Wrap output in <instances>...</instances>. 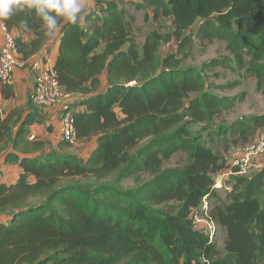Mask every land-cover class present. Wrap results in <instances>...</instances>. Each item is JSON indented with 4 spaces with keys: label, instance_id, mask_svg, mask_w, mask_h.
Returning a JSON list of instances; mask_svg holds the SVG:
<instances>
[{
    "label": "trees",
    "instance_id": "1",
    "mask_svg": "<svg viewBox=\"0 0 264 264\" xmlns=\"http://www.w3.org/2000/svg\"><path fill=\"white\" fill-rule=\"evenodd\" d=\"M137 8L171 21L177 54L162 55L171 36L157 32L141 54L131 39L134 19L104 0L52 37L34 13L0 22L16 36L25 67L57 38L59 102L75 100L61 107L58 122L70 114L76 130L75 143L61 137L58 148L46 147L32 130L44 125L46 108L32 92L27 111L0 113V160L19 170L0 183V264H264V164L231 178L226 198L209 212L225 231L223 253L194 224L204 199L219 198L215 177L227 168L189 128L213 123L242 98L213 93L223 89L211 82L213 72L231 69L230 59L183 66L194 40L222 42L264 91V0H142ZM21 19L31 31L19 27ZM15 95L0 83V99ZM263 128L264 114L236 121L229 135L247 143ZM91 139L85 159L68 152ZM178 154L186 165L164 169ZM144 174L152 179L141 182ZM128 181L136 187L125 189Z\"/></svg>",
    "mask_w": 264,
    "mask_h": 264
},
{
    "label": "rangeland",
    "instance_id": "2",
    "mask_svg": "<svg viewBox=\"0 0 264 264\" xmlns=\"http://www.w3.org/2000/svg\"><path fill=\"white\" fill-rule=\"evenodd\" d=\"M105 2H113L125 8L130 16L134 19L132 24V40L137 44L140 53H143V45L146 38L153 32H157L162 37L172 35V23L166 18H155V14L152 9H138L137 6L142 4V0H104ZM86 11H92L95 9L96 0H85ZM178 43L173 36L170 38V42L164 44L161 53L163 56L168 54H177ZM187 59L184 61L183 66H191L194 68H200L202 64L213 59L228 58L231 60V69H216L213 74L217 77H212L211 82L216 86L223 89H214L213 93L227 98H242V100L230 111L224 113L218 119L211 124L192 125L189 130L195 140L200 142L206 147L209 146L224 160L225 168H229L230 164L239 156L244 154L246 150L254 145L257 140L264 136V128L258 131L253 137H251L247 143H245L239 137L232 138L229 135V127L238 120L243 118H249L257 115L264 114V91L258 90V81L255 77L251 76L244 70H239L232 60L230 54L226 51V45L222 42H213L212 44L200 43L196 40L186 50ZM29 72V68H21L17 70V77H21V73ZM34 83V81H33ZM33 84L31 80L22 79L18 83L15 98L7 102H1L0 113L3 117L11 113V110L16 109L18 112L27 111L26 98L32 91ZM75 100L67 98L57 103V106L72 105ZM5 113V116H4ZM59 113V110L55 112V116ZM47 114V113H46ZM50 121L44 122L45 124ZM44 124V125H45ZM40 128V127H38ZM46 128V125L42 127ZM38 131V130H37ZM41 136H37V139L44 142V145L48 148H58L59 142L55 138L51 137L54 130L44 131L41 129ZM58 133H60L58 131ZM38 134V133H37ZM57 135V133H55ZM94 145V140L79 141L76 146L69 148L68 152L76 154L85 159L88 152ZM262 158L257 159L254 167L255 171L263 165ZM187 163V157L184 154H178L171 160L167 161L164 165V169H173L177 167H184ZM152 177L144 174L141 176V182L151 180ZM231 179L227 181V189L220 188L218 196L219 198L210 201L209 211L214 209L216 204L222 202L231 190ZM123 187L125 189H133L136 187L134 181L126 182ZM215 237V244L220 252L223 251L226 241L225 231L221 228H217ZM223 253V252H222Z\"/></svg>",
    "mask_w": 264,
    "mask_h": 264
},
{
    "label": "built area",
    "instance_id": "3",
    "mask_svg": "<svg viewBox=\"0 0 264 264\" xmlns=\"http://www.w3.org/2000/svg\"><path fill=\"white\" fill-rule=\"evenodd\" d=\"M3 32L0 44V83L3 85H14L15 72L21 68H29L34 79L31 93L32 101L42 108H52L64 98L63 91L59 85L57 72L53 58L46 51L33 57L27 67L20 60L19 48L16 36L1 23ZM61 137L73 144L76 141V130L72 115L66 114L60 122ZM34 140V136L31 137ZM264 156V136L250 146L244 154L236 158L229 166L215 177L214 189H227V181L233 177H249L255 169L257 159ZM2 165L0 160V166ZM209 203L204 199L203 205L193 211V221L197 228L209 236L212 243L215 241L217 226L209 217Z\"/></svg>",
    "mask_w": 264,
    "mask_h": 264
},
{
    "label": "clouds",
    "instance_id": "4",
    "mask_svg": "<svg viewBox=\"0 0 264 264\" xmlns=\"http://www.w3.org/2000/svg\"><path fill=\"white\" fill-rule=\"evenodd\" d=\"M19 13H34L41 21L43 34L52 37L63 25H78L86 13L85 0H0V22L8 21ZM19 27L31 31L27 19Z\"/></svg>",
    "mask_w": 264,
    "mask_h": 264
},
{
    "label": "crops",
    "instance_id": "5",
    "mask_svg": "<svg viewBox=\"0 0 264 264\" xmlns=\"http://www.w3.org/2000/svg\"><path fill=\"white\" fill-rule=\"evenodd\" d=\"M2 36H3V32L1 30V23H0V44L2 42ZM49 48L50 50H45L46 53L48 52L49 55L53 58V60H55L56 58V54H57V51H58V41H57V38H55L53 41H51L50 45H49ZM17 72V71H16ZM15 72V81H14V90H15V94H16V91H17V87H18V83L21 82L22 79H25V80H31L32 84L34 85L33 81V76H32V73L31 71L29 70V72H23L21 73V77H17L16 76V73ZM16 96V95H15ZM29 94L27 95V98H28ZM27 98H26V101H27ZM1 102H6L7 101H4L2 99H0V104H2ZM10 101H8L9 103ZM60 111L61 110V106H57L55 105L54 107L52 108H49V109H46L45 110V122L46 121H50L49 123L45 124L46 125V128L43 129L42 127H44L45 125H42V126H35L32 128V130L34 131L35 134H37L38 136H41L42 134V131L41 129L44 131H50V128L48 127L49 124H53L54 125V128L51 129V130H54L53 132V135L51 137L55 138L56 140L60 141L61 140V134L58 133V131L60 132V124L58 122V114L55 116V112L56 111ZM47 113V114H46ZM40 127V128H38ZM38 130V131H37ZM57 133V135L55 134ZM260 161H263V164H264V158L261 159ZM18 168L15 166V165H1L0 166V183L7 180L8 178H15L17 175H18Z\"/></svg>",
    "mask_w": 264,
    "mask_h": 264
},
{
    "label": "water",
    "instance_id": "6",
    "mask_svg": "<svg viewBox=\"0 0 264 264\" xmlns=\"http://www.w3.org/2000/svg\"><path fill=\"white\" fill-rule=\"evenodd\" d=\"M69 110H67L66 112H68Z\"/></svg>",
    "mask_w": 264,
    "mask_h": 264
}]
</instances>
